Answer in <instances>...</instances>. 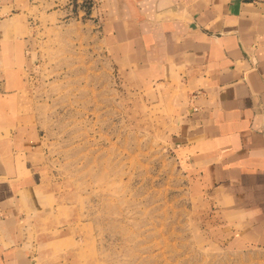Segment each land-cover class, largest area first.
<instances>
[{
	"label": "crops",
	"instance_id": "0c3cea01",
	"mask_svg": "<svg viewBox=\"0 0 264 264\" xmlns=\"http://www.w3.org/2000/svg\"><path fill=\"white\" fill-rule=\"evenodd\" d=\"M51 2L66 0H0V264H76L46 249L57 237L39 233L55 211L41 174L45 105L33 21ZM92 2L120 82L157 99L169 145L225 235L264 249V0ZM64 14L41 16L49 25Z\"/></svg>",
	"mask_w": 264,
	"mask_h": 264
},
{
	"label": "rangeland",
	"instance_id": "374dc122",
	"mask_svg": "<svg viewBox=\"0 0 264 264\" xmlns=\"http://www.w3.org/2000/svg\"><path fill=\"white\" fill-rule=\"evenodd\" d=\"M92 1L35 9L41 174L55 211L39 233L57 237L46 249L60 248L76 264H264V249L225 235L169 145L167 116L150 90L120 82ZM58 7L60 22L43 23L41 15Z\"/></svg>",
	"mask_w": 264,
	"mask_h": 264
}]
</instances>
